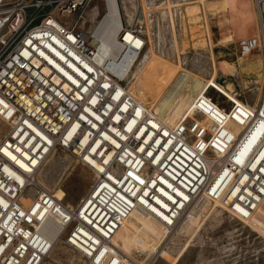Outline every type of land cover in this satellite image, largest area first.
Instances as JSON below:
<instances>
[{"label": "built area", "instance_id": "1", "mask_svg": "<svg viewBox=\"0 0 264 264\" xmlns=\"http://www.w3.org/2000/svg\"><path fill=\"white\" fill-rule=\"evenodd\" d=\"M83 1L0 0V264H41L56 244L77 264H122L113 235L135 207L169 236L181 220L213 203L245 222L264 200V0H253L257 32L236 40L239 53L256 50L262 60L257 97L225 96L222 103L204 87L171 123L127 91L124 72L95 61L92 31L60 18ZM117 1L122 24L116 38L123 51L115 68L127 51L134 57L148 51L146 24L151 48L176 57L172 43L161 44L157 28L169 27L172 41V28L181 26L177 2L157 17L149 8L155 0H143L145 14L135 0L138 13L126 23L125 0ZM55 149L94 174L74 204L34 179ZM146 257L143 264H151L157 254Z\"/></svg>", "mask_w": 264, "mask_h": 264}, {"label": "rangeland", "instance_id": "2", "mask_svg": "<svg viewBox=\"0 0 264 264\" xmlns=\"http://www.w3.org/2000/svg\"><path fill=\"white\" fill-rule=\"evenodd\" d=\"M172 1L180 5L181 26L172 28V41L169 27L159 26L157 34L164 36L165 41L161 42L164 46L172 43L176 57L161 55L151 48L153 37L149 32L152 29L146 24L149 47L132 67L130 81L125 80L130 92L160 117L172 122L204 87L207 96L222 103L228 101L225 96L235 101L255 99L263 79L262 60L256 50L239 53L236 43L239 37L257 32L254 1L169 0L170 4ZM139 2L142 11L143 3ZM121 5L125 15L122 21L130 23V13L131 16L138 13L136 1L125 0ZM149 8L157 17L160 10L168 9L156 8L153 4ZM104 12L102 0H85L73 14L60 18L74 20L84 29L95 31ZM143 18L145 21L146 17ZM180 52L184 53L183 58L177 56ZM4 127L0 121V133ZM93 177L88 167L61 149L49 154L35 174L40 187L56 192L68 204L79 199ZM135 211L133 214L142 215L143 222L137 228L139 233L132 231L128 241L131 254L122 250V264H133V261L143 264L151 252L157 254L151 264H264V203L253 219L246 222L232 218L213 203L202 214L183 219L178 231L167 238L147 213ZM71 258L67 248L56 244L41 264H77Z\"/></svg>", "mask_w": 264, "mask_h": 264}, {"label": "bare ground", "instance_id": "3", "mask_svg": "<svg viewBox=\"0 0 264 264\" xmlns=\"http://www.w3.org/2000/svg\"><path fill=\"white\" fill-rule=\"evenodd\" d=\"M102 1L104 3V7H105V12H104L103 18L101 19L102 22L100 21L101 24L100 23L98 24L99 26L96 28L95 31H93V29L90 30V31H92V44L95 46V49H96L94 59L96 62L105 63L106 66L110 70H112L113 72H116L118 75H121L124 72L123 79L126 80V83H128L130 81V79H129L130 78L129 77L130 71H131L132 67H134V65L139 61L140 56L134 57L133 52L127 51L124 54L125 57L123 58V61L121 62L122 63L121 66H118L116 68L114 67L115 66L114 65V59H116L117 56L123 51L122 48L120 47V45L118 44L117 38H116V32L119 28V25L122 24L120 7H119V3L117 0H102ZM141 2L143 3L142 11L146 12L145 11L146 6L144 5L143 0H141ZM153 6L156 8L161 7V6L169 7L170 2H169V0H164V2L161 3V0H159L158 2H153ZM156 10H158V9H156ZM133 59H134V61L132 62ZM126 89L133 97H135L127 87H126ZM136 99L139 100L138 98H136ZM139 101H141V100H139ZM142 103L145 106H147L144 102H142ZM151 110H153V109H151ZM156 114L159 116L158 113H156ZM160 118H162V117H160ZM162 119L167 123L172 122L168 118H166V119L162 118ZM16 161H18L19 164L24 166V164L20 160L16 159ZM34 179H35V176H34ZM35 181H36V179H35ZM54 194H55V196L60 198L56 194V192H54ZM20 200L24 204H26L29 201V197L21 196ZM263 203H264V200L262 201V203L260 205H258V207L254 211V213L250 217V219L245 220V222L253 219L256 212L259 210V208L261 207V205ZM136 209H140V211L142 210L139 207L133 208L129 212V214L124 218V220L121 222L120 226L116 229V231L114 232V235H113V241L115 242V244H117L119 246V248L121 250H123L124 253L126 252L128 255L131 254L130 252L132 250L128 244V241L130 239L132 231L136 232V234L139 233V229H137V228H141L140 223L143 222V218H141L142 215H139L138 212L136 214H133V212ZM144 213H147V212L144 211ZM147 214L150 216V218L153 221H155L156 223H158L160 225L158 220H156L149 213H147ZM184 221L185 220L180 221V223L176 226L175 231H178V229L181 227V225L184 223ZM54 229L55 228H54L52 223L46 224V230H49L52 233V232H54ZM165 237L167 238L168 236L165 235ZM164 240L165 239H163L161 242L163 243ZM47 256L44 258V260L47 258Z\"/></svg>", "mask_w": 264, "mask_h": 264}]
</instances>
